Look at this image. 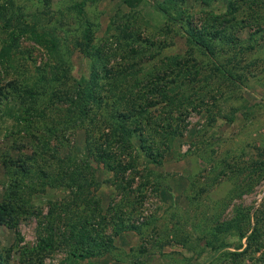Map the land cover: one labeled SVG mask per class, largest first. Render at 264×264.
<instances>
[{
  "label": "rangeland",
  "instance_id": "rangeland-1",
  "mask_svg": "<svg viewBox=\"0 0 264 264\" xmlns=\"http://www.w3.org/2000/svg\"><path fill=\"white\" fill-rule=\"evenodd\" d=\"M0 9L5 40L3 25L14 33L33 25L57 42L52 55L20 37L13 66L0 69L1 87L13 81L32 89L46 81L37 82L38 68L60 62L64 97L79 103L76 92L94 87L102 105L122 95L127 106L142 101L151 120L145 135L160 164L145 157L133 136L138 164L120 180L93 165L87 226L97 229L96 254L70 264H264V0H0ZM189 26L204 33L212 50L202 53L187 41ZM102 66L122 76L92 79ZM70 107L76 114L77 105ZM85 123L65 133L63 154L68 146L83 151ZM45 124L51 125L48 116L28 133L0 117V202L18 183L22 201L40 211L21 210L13 226L0 225V252L9 264H24L28 248L44 253L43 264L67 260V246L57 248V240L71 217L58 216L53 245L45 216L50 201L65 205L75 195L36 180L41 160L31 174L21 173L31 163L33 133ZM94 127L95 141H103L106 129ZM86 200L80 194L73 208L79 216H90Z\"/></svg>",
  "mask_w": 264,
  "mask_h": 264
},
{
  "label": "trees",
  "instance_id": "trees-1",
  "mask_svg": "<svg viewBox=\"0 0 264 264\" xmlns=\"http://www.w3.org/2000/svg\"><path fill=\"white\" fill-rule=\"evenodd\" d=\"M150 2L154 3L153 1ZM154 7L161 11L166 18L173 22L177 21L166 12L161 4L154 3ZM6 27V25H3L1 29L4 28V33L10 37V40H5L0 35V69L13 66L11 52L19 47L18 39L20 37L30 38L39 47L48 49L52 55L57 48V42L54 39H44L40 33L34 30L33 25L29 28H19L16 33L7 31ZM189 27L186 31L187 41L197 46L202 53L212 50V45L206 40L204 33L200 30L191 29V26ZM89 43L90 39L88 38L86 46ZM101 59L103 60L102 57ZM179 63L177 62V64ZM49 64L52 65L50 62ZM60 64L58 62L53 70L52 66H50V70L38 68L37 70L43 76L37 82H42L44 78H46V81L40 85L36 84L32 89L24 87L23 90H20L15 85L19 83L13 81H10L9 85L2 87L0 85V117L10 118L15 126L21 127L22 130L29 133L30 130L36 131V125L41 122L42 118L48 116L51 125H42V131L39 135L33 133L34 153L32 157L28 158L31 160L30 165L22 167L21 173L23 177L31 174L33 165L41 160L42 168L38 166L36 180H42L44 186L68 189L71 197L75 195V198H72L65 205L50 201V208L45 216L48 225L47 231L45 230L44 233L53 245L56 238L54 223H56L58 216H62L63 212L68 213L71 217V221L67 225L68 230L61 235L60 240L56 239L57 248L63 245L67 246V260L64 264H70L72 260H81L96 254L95 236L97 229H88L87 226L90 223L89 217H92L94 213L89 205L91 198L88 197L89 191H87L91 184H95L93 165L95 164L97 168L103 167L106 170L113 171V177L120 180L128 169L135 168L138 164L133 155V152H135V145L132 142L133 136H136V139L140 142L138 148H141L142 151L146 150L145 157L156 164H160L161 161L155 159V143L145 135L148 128H146V125L152 126V124L149 118L144 117L147 109L141 104L142 101L135 100L131 106H127L124 104L126 103V96L122 95L121 102L102 105L100 102H102L103 97L97 95L96 89L93 87L90 92H76L79 97V103H77L71 97H66L67 95L64 97L66 92L60 89L63 76H65L64 72L61 73L58 70ZM95 70L92 79L105 78L109 83L111 81L115 82L116 79L122 76L120 70L110 73L103 66ZM56 80L59 81L58 85L51 84L52 81L55 82ZM95 100L98 104H95ZM64 104H67V106ZM71 104L77 105L76 114H73L74 109L70 107ZM22 113L23 116H21ZM85 121L88 122L85 123ZM83 122L88 126L85 128L83 151L77 154L75 147L73 149L68 146L63 154L61 148L65 145V133L72 131V129L75 131ZM97 124L106 129L102 131L101 138L103 141H95L96 138L92 133V130L95 129L94 126ZM172 136H175L174 131ZM169 139L164 136L163 140L165 142ZM124 157L128 159L125 160ZM125 161L128 162L124 163ZM3 162L6 165L7 160L5 159ZM21 189L20 185L16 183L10 184L9 188L5 190L4 198L0 202V225L13 226L17 222V216L21 210L27 212L32 208L33 211L40 214V211L35 210L34 205L30 204L28 200L22 201ZM80 194L87 199L84 213L87 212L90 216L87 214L79 216L78 207L73 211ZM72 217L75 218L74 221H72ZM129 227L136 228L137 225L132 223ZM43 254L39 250L24 249L22 252V255L25 256L24 264H43ZM8 256V253L3 255L1 251L0 264H9V260L7 263Z\"/></svg>",
  "mask_w": 264,
  "mask_h": 264
}]
</instances>
